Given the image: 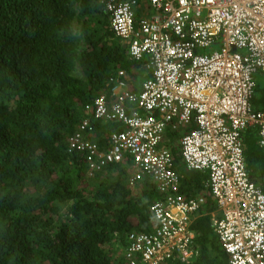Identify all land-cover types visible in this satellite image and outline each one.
Returning <instances> with one entry per match:
<instances>
[{"label":"built area","instance_id":"2783aa9c","mask_svg":"<svg viewBox=\"0 0 264 264\" xmlns=\"http://www.w3.org/2000/svg\"><path fill=\"white\" fill-rule=\"evenodd\" d=\"M141 2L102 3L112 31L128 43L131 60L146 61L150 78L134 94L119 71L86 105L92 120L125 130L102 146L85 135L94 133L86 119L69 138L68 153L83 159L89 178L128 164L131 187L150 178L164 196L151 207L153 231L129 236L128 264H188L198 255L191 225L207 198L180 192L170 130L187 169L207 173L205 187L216 205L210 220L229 264H264V191L249 173L244 140L256 127L264 152V111L252 105L255 76L264 74V0ZM143 6L147 12L136 20Z\"/></svg>","mask_w":264,"mask_h":264},{"label":"trees","instance_id":"16d2710c","mask_svg":"<svg viewBox=\"0 0 264 264\" xmlns=\"http://www.w3.org/2000/svg\"><path fill=\"white\" fill-rule=\"evenodd\" d=\"M102 2L0 0V264H128L129 236L156 227L151 207L164 196L150 178L130 188L125 164L89 178L83 159L68 153L69 138L92 120L86 105L114 71L134 68ZM119 125L96 122L85 135L103 146ZM167 137L180 192L207 198L188 264H229L210 220L208 176L188 170L177 136ZM253 143L248 170L263 179L264 152Z\"/></svg>","mask_w":264,"mask_h":264},{"label":"crops","instance_id":"0c3cea01","mask_svg":"<svg viewBox=\"0 0 264 264\" xmlns=\"http://www.w3.org/2000/svg\"><path fill=\"white\" fill-rule=\"evenodd\" d=\"M144 0H142V2L141 3H143L144 4V2H143ZM146 4H147V2H146ZM144 10H145V12H147L146 11V8H144V6L141 8V9H139L138 11H137V13L139 14V15H141L142 16V14H143V12H144ZM124 42V41H123ZM124 43H126V46L128 47V43L127 42H124ZM131 62H133V65H134V68L132 69V71L131 72H128V71H125V70H122V69H120V70H118V71H114V73L109 77V79L111 78V77H116L117 76V73L119 72V71H124L125 72V76H124V80L126 81V83L128 84L127 85V89L129 90V92H131V93H140L141 92V90H142V84L147 80V79H149L150 78V76H151V71H150V69L147 67V63H146V61H143V62H136V61H134V60H131V58L129 59ZM261 75H263V74H261V73H258L256 76H255V78H256V81H257V84L260 86V81H261V83L264 81V79H259L258 77L259 76H261ZM264 76V75H263ZM264 78V77H263ZM109 79L107 80V82H106V89H107V84H108V81H109ZM261 87H262V85H261ZM263 88V90H264V87H262ZM254 102H253V105H254V108H256V109H264V97H263V100H262V97H258V94L256 93V96H255V98H254V100H253ZM255 101L257 102V103H255ZM92 122H93V125H94V128H95V123L97 122H102L101 120H96V119H93L92 120ZM102 123H106V122H102ZM120 126V125H119ZM120 128H123V131L125 130V127H120ZM118 131H120V130H117V131H115V132H112V134L113 133H116V132H118ZM245 135H247L248 137H249V139H250V142L252 143V145L254 144L253 143V139H255L256 140V142H257V136H258V132H257V129H255V128H249L245 133H244V136ZM166 140H167V143L169 142V140H168V137L166 138ZM171 142V141H170ZM168 145V144H167ZM246 147H247V145H246ZM247 150H248V148H247ZM125 165H128V164H125ZM128 167H129V171H128V173H129V180H130V176H131V170H130V166L128 165ZM201 174H203V175H206L207 176V173H204V172H200ZM260 179V178H259ZM256 180H258V178L256 179ZM141 182V181H140ZM139 184V183H138ZM137 184V185H138ZM205 184H206V182H205ZM258 184V186H263V183L262 184H259V183H257ZM137 185L136 186H134V187H131L130 186V184H129V186H130V188H135V187H137ZM262 188V187H261ZM201 213V212H200ZM203 215H201V214H199L197 217H195V219L193 220V222H192V225H191V228H192V231L195 233V235H196V238H197V232H196V230H195V226H196V222L202 217ZM213 228V227H212ZM196 240V239H195ZM196 251H197V249H196ZM197 253H198V251H197ZM198 256V255H197ZM196 259V258H195Z\"/></svg>","mask_w":264,"mask_h":264},{"label":"rangeland","instance_id":"374dc122","mask_svg":"<svg viewBox=\"0 0 264 264\" xmlns=\"http://www.w3.org/2000/svg\"><path fill=\"white\" fill-rule=\"evenodd\" d=\"M264 76L263 75H261V76H259L258 78L261 80V79H264L263 78ZM261 85H262V87H264V81L261 83V81H260V86H259V92H258V97H264V90H263V88L261 87ZM170 131V130H169ZM171 132V131H170ZM172 133V132H171ZM244 139H245V144L247 145V148L248 149H252L253 148V145H252V143L250 142V139H249V137L247 136V135H245L244 136ZM257 140H258V136H257ZM254 148H256V147H254ZM253 148V149H254Z\"/></svg>","mask_w":264,"mask_h":264},{"label":"clouds","instance_id":"9594fccd","mask_svg":"<svg viewBox=\"0 0 264 264\" xmlns=\"http://www.w3.org/2000/svg\"><path fill=\"white\" fill-rule=\"evenodd\" d=\"M264 75V74H263ZM258 85V84H257ZM258 87V86H257ZM257 91V90H256ZM256 96V95H255ZM255 98V97H254ZM254 100V99H253ZM256 110V108H254ZM257 111H263V110H257ZM250 128H255L257 129L256 127H250ZM257 132H258V129H257ZM245 140V139H244ZM258 145H259V132H258ZM260 147V146H259ZM246 151H247V147H246ZM245 151V152H246ZM255 181V180H254ZM256 182V181H255Z\"/></svg>","mask_w":264,"mask_h":264},{"label":"water","instance_id":"95a60500","mask_svg":"<svg viewBox=\"0 0 264 264\" xmlns=\"http://www.w3.org/2000/svg\"><path fill=\"white\" fill-rule=\"evenodd\" d=\"M255 181H256V183L262 184V183H264V178L263 179H258V180H255Z\"/></svg>","mask_w":264,"mask_h":264}]
</instances>
